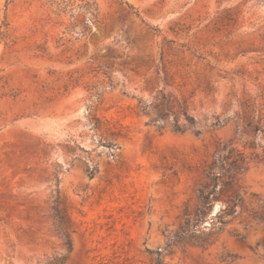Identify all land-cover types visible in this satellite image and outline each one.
Masks as SVG:
<instances>
[{
  "label": "rangeland",
  "instance_id": "rangeland-1",
  "mask_svg": "<svg viewBox=\"0 0 264 264\" xmlns=\"http://www.w3.org/2000/svg\"><path fill=\"white\" fill-rule=\"evenodd\" d=\"M156 258L264 264V0H0V264Z\"/></svg>",
  "mask_w": 264,
  "mask_h": 264
},
{
  "label": "trees",
  "instance_id": "trees-1",
  "mask_svg": "<svg viewBox=\"0 0 264 264\" xmlns=\"http://www.w3.org/2000/svg\"><path fill=\"white\" fill-rule=\"evenodd\" d=\"M186 121H188L190 124L194 125L195 124V118L192 116H189L187 113L184 114ZM175 130L176 131H180V128L176 125L175 126ZM260 128H255V132H259ZM113 145V144H112ZM232 154V155H231ZM258 157V156H256ZM223 162L228 163V166L235 172V175L233 177H231V180L226 182L225 184H223V186L225 187V192L228 194V203H232L233 205L231 207H228L225 209L224 213L226 214H233L235 212V207L237 206V202H240V195H239V188L240 187H236L235 188V176L237 174H240L242 172H246L248 170V164L249 162L247 161V157L245 156L244 153H240L237 152L236 154H233L232 152L230 153V157H223L221 159H219L218 161L213 162L211 165L208 166V171L209 174L211 175L214 167L217 166V164H220L221 167H223ZM262 162V161H260ZM95 173V170H93L90 174L93 175ZM219 176H215L214 180H218ZM217 183H215L213 185V190L212 191H205V190H200V196L202 197V200L207 203L210 200L211 195L215 192ZM61 219L63 220L64 217L61 216ZM189 222L186 223V226H188ZM183 234H187L189 233V230H183L182 231ZM66 237V245L68 247L69 250H72L73 248V244H72V238H71V234L69 232H66L65 234ZM206 242V240H204V243ZM158 255H160V252H157ZM154 264H162L161 261L159 260V258L155 259Z\"/></svg>",
  "mask_w": 264,
  "mask_h": 264
},
{
  "label": "water",
  "instance_id": "water-1",
  "mask_svg": "<svg viewBox=\"0 0 264 264\" xmlns=\"http://www.w3.org/2000/svg\"><path fill=\"white\" fill-rule=\"evenodd\" d=\"M213 214L214 213H217V207L215 206L214 208H213V212H212Z\"/></svg>",
  "mask_w": 264,
  "mask_h": 264
}]
</instances>
